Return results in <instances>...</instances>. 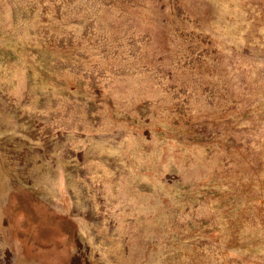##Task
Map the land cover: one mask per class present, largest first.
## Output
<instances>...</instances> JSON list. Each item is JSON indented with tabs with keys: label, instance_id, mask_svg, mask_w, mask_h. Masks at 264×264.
Masks as SVG:
<instances>
[{
	"label": "rangeland",
	"instance_id": "1",
	"mask_svg": "<svg viewBox=\"0 0 264 264\" xmlns=\"http://www.w3.org/2000/svg\"><path fill=\"white\" fill-rule=\"evenodd\" d=\"M0 264H264V0H0Z\"/></svg>",
	"mask_w": 264,
	"mask_h": 264
}]
</instances>
